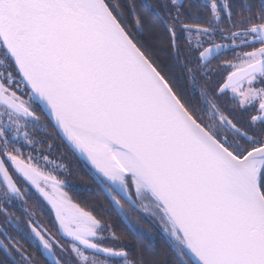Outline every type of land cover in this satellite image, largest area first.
<instances>
[{
  "label": "snow or ice",
  "instance_id": "1",
  "mask_svg": "<svg viewBox=\"0 0 264 264\" xmlns=\"http://www.w3.org/2000/svg\"><path fill=\"white\" fill-rule=\"evenodd\" d=\"M172 6L175 15L167 12L165 21L170 49L199 107L134 40L118 5L0 0V184L5 200L23 199L10 163L51 203L60 239L29 221L47 264L136 261L106 244L118 240L116 233L63 190L65 166L41 153L30 133L40 123L36 103L120 212L126 200L161 224L177 264H264V0H241L239 10L231 0H208L206 21L194 24L184 23L183 4ZM177 24L187 33L183 55ZM217 34L231 45L215 43ZM229 47L241 50L209 67V58ZM209 73L219 76L211 85L203 83ZM21 141L36 154L22 159ZM2 235L7 264H17L13 248L24 264H37L19 241ZM137 260L149 264L142 253Z\"/></svg>",
  "mask_w": 264,
  "mask_h": 264
},
{
  "label": "flooded vegetation",
  "instance_id": "2",
  "mask_svg": "<svg viewBox=\"0 0 264 264\" xmlns=\"http://www.w3.org/2000/svg\"><path fill=\"white\" fill-rule=\"evenodd\" d=\"M166 2L169 4H161L159 12L157 10V7H154V4L149 2V10L158 13H167L169 12V9H171V11L175 10V8L172 6V0H166ZM207 2L208 0H177V3L183 4L182 8L186 9L185 11L181 8L180 11L183 13L192 14L194 16L193 21L195 23H204L206 21L207 13L205 5L207 4ZM220 2L222 3L223 0H220ZM251 2L253 3V5H256L259 3V0H251ZM231 3L235 6L234 10H239L241 0H231ZM255 11L256 8L253 7V12ZM201 13H204L206 15V19L204 22H197L199 14ZM165 21L166 19L164 18V24H166ZM225 27H227L226 24ZM186 37L187 33L182 30L180 24H177L176 40L180 46L182 55L187 47ZM202 39L207 40L208 38L203 37ZM213 40L217 44L224 43L231 45L230 40L223 39L219 34L215 35L213 37ZM207 46L208 45L205 44V47ZM240 50L241 49L233 50L231 47H229L228 49H222L216 54L214 58H209L211 59V64L209 65V67L213 69L217 68L220 60L224 58L231 60L233 59L234 52ZM196 56L197 53L193 52V64L197 62ZM2 60L3 57L0 56V61ZM179 69L180 83L178 85V89L182 90L184 94L186 96H189L194 101V103H196V106L199 107L198 94L196 97L190 96L191 89L186 79V73L183 71L181 65H179ZM4 70V67L2 66V64H0V72H3ZM217 79H219V76L214 75L213 73H209V79L203 81V83L211 85ZM24 98L28 99L27 95H25ZM221 104L227 109L234 110L233 114L237 115L238 118H242L243 120L247 119L248 113H240L236 108V105L230 98H222ZM34 108L37 112V115L40 116V123L36 128L30 129L31 136L34 137L38 142L37 148L39 149V151L44 155H47L50 161L61 163L65 166V168L60 169L59 172L61 179H64L67 182V187H65L63 190L68 193V196L71 198V202L79 205L80 208L86 210L87 202H89L92 206L98 209L97 207L99 201H96V204L94 199L92 198L93 195H95L98 200H100V198L102 200L103 195L106 196V194L104 193V187L98 182L97 179H94L92 171L88 168V166L84 164L79 158H77V156L65 144V142L58 135L55 127L46 117L38 103L34 104ZM50 145L51 147H49ZM17 147H21L22 151L25 153V156L22 157V159H26V156L29 152H32L33 155L36 154L31 147L25 144L24 141H21L17 145ZM38 162L40 163L41 167L45 166L44 161L38 159ZM52 166L53 165L51 164L47 165V167ZM6 167H8L10 173H12L13 179L17 182L18 187H20L21 191L24 192V196L23 199L11 198L10 200H5L2 195L4 186L3 184H0V208L6 209L8 216H11L12 218V222L10 223L8 220V216H6L3 212H0V239L4 238L2 233L7 232L11 237L14 238L13 242L19 241L18 246L22 247V250H25L27 255L33 256V258L37 260V264H47V261L42 255L43 249L39 246L38 238H36L34 233H32V227L30 226L29 221H31L32 225L43 230H47L49 233H51L52 236L60 239V233L58 231L59 227L57 225L55 217L46 201L39 195V193L35 189H33L29 185V183L23 178V176L14 173L12 171V165L10 163H7ZM89 192H94L95 194L90 195ZM50 194L55 195V193ZM30 213L32 215H30ZM98 216L100 215H97V218ZM5 242L7 243V241ZM105 243L108 244L107 241H105ZM12 253L16 258L17 264H24V262L21 260L20 255L16 253L14 248L12 249ZM101 259H103V257H101ZM116 260L117 259L113 260L112 264H119V262ZM0 264H7L5 254L2 250H0Z\"/></svg>",
  "mask_w": 264,
  "mask_h": 264
},
{
  "label": "trees",
  "instance_id": "3",
  "mask_svg": "<svg viewBox=\"0 0 264 264\" xmlns=\"http://www.w3.org/2000/svg\"><path fill=\"white\" fill-rule=\"evenodd\" d=\"M107 2L110 5H118L120 18L124 21L128 32L150 54L162 72L173 79L174 86L178 88L180 64L175 61L170 49V35L164 24L166 13H158L161 4L167 3L166 0H107ZM149 2L157 7L158 12L149 10ZM182 9L186 11L185 8ZM169 12L175 15V10L169 9ZM181 14L184 23H195L192 14L183 12ZM205 19L206 15L201 13L197 22H204ZM89 194L95 193L89 192ZM92 199L95 203L99 201L98 209L87 202L86 210L96 217L100 215L98 219L110 226L118 237L115 243L108 240L109 246L125 249L128 259L136 261V264H139L137 257L141 253L149 264L152 261L156 264H177L178 257L170 237L151 215H147L138 207H133L126 200L122 201L124 205L122 213L105 195L102 200L101 198L98 200L95 195ZM129 225L132 227L130 228ZM107 235L109 234L105 232V236ZM116 261L123 264L122 259L118 258Z\"/></svg>",
  "mask_w": 264,
  "mask_h": 264
},
{
  "label": "water",
  "instance_id": "4",
  "mask_svg": "<svg viewBox=\"0 0 264 264\" xmlns=\"http://www.w3.org/2000/svg\"><path fill=\"white\" fill-rule=\"evenodd\" d=\"M39 104V103H38ZM39 106H40V108L42 109V111L44 112V114L46 115V117L50 120V122L53 124V126H54V120L48 115V113H47V109L42 105V104H39ZM56 129V128H55ZM56 131H57V133H58V135L62 138V140L65 142V144L70 148V150L77 156V158H79L84 164H86L87 166H88V168L92 171V168H91V165L90 164H88L82 157H80V155L78 154V153H76V152H74L73 150H72V148L70 147V145H69V143H68V141L65 139V138H63V136H62V134L61 133H59L58 132V130L56 129ZM28 183H29V185L33 188V189H35L38 193H39V195L46 201V203L48 204V206L50 207V209H51V211H52V213H53V215H54V217H55V220H56V214H55V210L52 208V205H51V203L47 200V198L46 197H44V195L34 186V185H32L31 184V182H29V181H27ZM104 193L106 194V196H107V198L109 199V201L114 205V206H116L115 204H114V202L112 201V199L110 198V196L107 194V192H106V190L104 189ZM57 222V221H56ZM57 225H58V223H57ZM58 227H59V225H58Z\"/></svg>",
  "mask_w": 264,
  "mask_h": 264
}]
</instances>
